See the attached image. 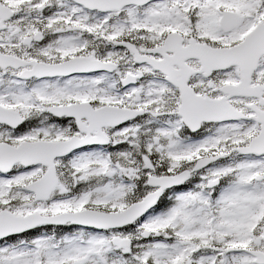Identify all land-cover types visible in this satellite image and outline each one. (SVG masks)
<instances>
[{
	"label": "snow or ice",
	"instance_id": "snow-or-ice-1",
	"mask_svg": "<svg viewBox=\"0 0 264 264\" xmlns=\"http://www.w3.org/2000/svg\"><path fill=\"white\" fill-rule=\"evenodd\" d=\"M0 264H264V0H0Z\"/></svg>",
	"mask_w": 264,
	"mask_h": 264
}]
</instances>
